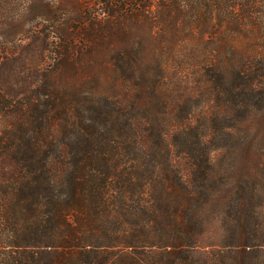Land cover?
<instances>
[{"label":"trees","instance_id":"trees-1","mask_svg":"<svg viewBox=\"0 0 264 264\" xmlns=\"http://www.w3.org/2000/svg\"><path fill=\"white\" fill-rule=\"evenodd\" d=\"M9 64L0 264H264L258 192L204 241L210 154L264 115V0H0Z\"/></svg>","mask_w":264,"mask_h":264},{"label":"rangeland","instance_id":"rangeland-1","mask_svg":"<svg viewBox=\"0 0 264 264\" xmlns=\"http://www.w3.org/2000/svg\"><path fill=\"white\" fill-rule=\"evenodd\" d=\"M12 64L0 75V95L9 96L16 102L22 93L28 92L33 78L12 73ZM3 119V118H2ZM2 125L4 124L0 120ZM3 126H0V130ZM237 140L231 148L216 149L210 154L217 187L222 190L216 202L210 207L209 229L204 241L219 244L222 237L227 238L226 225L219 221L217 213L225 212L224 220L231 221L238 196L242 191L258 192L259 199L255 207H259V222L264 225V115L256 114L240 126L236 132ZM230 193L231 198H224ZM257 195V194H256ZM227 219V220H226ZM224 230V232H223Z\"/></svg>","mask_w":264,"mask_h":264}]
</instances>
